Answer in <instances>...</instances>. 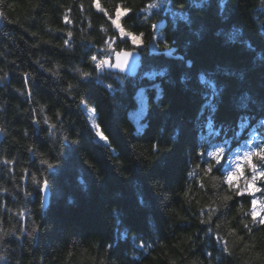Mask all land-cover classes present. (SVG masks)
I'll use <instances>...</instances> for the list:
<instances>
[{"label": "trees", "instance_id": "trees-1", "mask_svg": "<svg viewBox=\"0 0 264 264\" xmlns=\"http://www.w3.org/2000/svg\"><path fill=\"white\" fill-rule=\"evenodd\" d=\"M110 48L137 49L138 72H97ZM0 129V232H15L0 264H264V228L240 223L264 192L236 197L224 179L264 146V0H0Z\"/></svg>", "mask_w": 264, "mask_h": 264}, {"label": "snow or ice", "instance_id": "snow-or-ice-1", "mask_svg": "<svg viewBox=\"0 0 264 264\" xmlns=\"http://www.w3.org/2000/svg\"><path fill=\"white\" fill-rule=\"evenodd\" d=\"M97 7H99V5L97 4ZM121 11L122 9H117V13H116V19H113L111 21V23L113 25L116 26L117 29H119V31L121 33H124V29L121 27V20H120V15H121ZM125 11L127 14H130L131 10H123ZM65 20L67 22V17H65ZM33 35H35V33H33ZM68 36H71L72 33L69 32L67 34ZM126 36H131V43L133 45H137V36L135 34H131V33H127L125 34ZM142 35V34H141ZM124 42V41H121ZM70 41L69 40H64V45H69ZM105 43L110 44L111 41H105ZM100 51V50H98ZM107 51H109L111 54L115 55V63L112 62L111 59V54L108 56L105 55H93L92 57H90V62L92 64H94L96 71L99 72L101 69L103 68H121L124 62V59H126L127 57H129L131 55L130 52L128 51H124L123 49L121 51H115L114 48H110L107 49ZM123 56V60L121 59V57ZM41 67H43L41 65ZM75 71H77L80 75L81 78H86L90 75H92L91 72L88 71H82L80 68H76ZM7 75V74H5ZM25 77H27L29 74L28 73H24L23 74ZM73 88L72 84L68 85V88L66 89L67 91H71V89ZM81 103H83V101H81ZM88 112L91 113H95V109L88 107L87 108ZM32 123L34 124H39L40 121L39 120H33ZM43 123L48 124V118H45ZM58 125H51V129H55ZM92 126L96 129V134L97 136H99L101 139H103V134L102 132L99 130L98 125H96L94 123L93 120V124ZM3 129H0V132H2ZM210 136H218L219 133L215 132L214 130H210L209 132ZM153 152L158 150V146L157 145H152V149ZM30 151H35L34 149H30ZM224 152H225V147L224 146H216L214 151H210L207 153V156L212 158L216 164H218L223 158H224ZM201 155H203V153H201ZM3 163L8 164V163H12V161H3ZM40 163L42 165H45L47 168L51 169L52 168V164L49 162L48 159H42L40 161ZM206 167L204 168L205 173H212L213 172V163H206ZM246 165V167H245ZM246 173H250V175L246 174ZM237 174L239 177H243L244 178V186L243 189H241L239 186H236L233 191L235 192L236 197H243L245 195L248 194H259L261 192H264V188H261L259 186V184L261 182H264V146H260L257 145L255 147H253L251 149V151H247L244 152L243 156H238L236 158V169L235 172H229L227 174V176L224 178L225 179V183L228 186H232L236 179H237ZM189 175H192V173H189ZM32 179L34 181H36V177L33 176ZM36 187L38 188L39 192L43 191L45 193V198H47V188H48V179L47 177H43L42 178V182H37ZM224 201H231L233 199V196L231 195H225L222 198ZM43 202H42V207H43ZM257 206H258V200L257 199H252L251 200V223H246L244 221H240V223L242 224V229L243 231L247 232L248 234H252V231L254 229L253 225H258L261 228H264V212H258L257 211ZM39 225H36L35 223L33 224V227L31 228V230L26 232V235L28 236H32L34 235L37 231H38ZM19 231L24 232V229H19ZM235 229L232 230V235H235ZM209 232H211V230H209ZM14 236L15 232H9L7 230L0 232V246H3L7 237L9 236ZM241 240H243V237H240ZM215 240L217 243H219L222 247V250L225 254H230V249L228 247V241L221 238L219 235L215 236ZM110 247V245H109ZM139 247L140 248H147L149 247L147 244H145L144 241H140L139 242ZM206 255L209 257V259L212 258V253L208 252L206 253ZM3 257L0 256V260H2Z\"/></svg>", "mask_w": 264, "mask_h": 264}, {"label": "water", "instance_id": "water-1", "mask_svg": "<svg viewBox=\"0 0 264 264\" xmlns=\"http://www.w3.org/2000/svg\"><path fill=\"white\" fill-rule=\"evenodd\" d=\"M124 51H128L131 53V55L129 57H127L126 59L123 58V56L121 57V59H124L123 65L121 68H105L107 70H110L112 72H118V73H122V74H128V75H134L138 72L139 67L141 65V56L138 52L137 49L135 48H131V49H123ZM121 51V50H120ZM112 62L115 63V55L113 54L112 57ZM2 133L0 132V144L2 142ZM41 193V206H42V202H43V208H45L49 201H50V186L48 184V188H47V198H45V193L43 191L40 192Z\"/></svg>", "mask_w": 264, "mask_h": 264}, {"label": "rangeland", "instance_id": "rangeland-1", "mask_svg": "<svg viewBox=\"0 0 264 264\" xmlns=\"http://www.w3.org/2000/svg\"><path fill=\"white\" fill-rule=\"evenodd\" d=\"M130 38H131V36H130ZM137 45H138V40H137ZM137 45H135V46H137ZM141 94H142L141 91H139L140 101H139L138 107L130 112V116L137 123V126H139V119L141 117L142 108H143L142 107V104H141V99H142ZM86 113H87V115H88V117H89V119H90V121L92 123L93 113L88 112L87 110H86ZM252 148H253L252 146L251 147H248V148L244 149L241 153L237 154L236 156H234V157H232L230 159V161H229L228 164H229V169H230L231 172H235V169H236V158L238 156H243L244 152L251 151ZM245 167H246V165H245ZM246 174L250 175V173H246ZM235 183L241 189H243V186H244V178L243 177H239L238 174H237V179H236ZM254 199H257V198H254ZM257 200H258L257 211L258 212H264V201L261 200V199H257Z\"/></svg>", "mask_w": 264, "mask_h": 264}]
</instances>
